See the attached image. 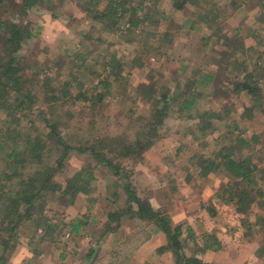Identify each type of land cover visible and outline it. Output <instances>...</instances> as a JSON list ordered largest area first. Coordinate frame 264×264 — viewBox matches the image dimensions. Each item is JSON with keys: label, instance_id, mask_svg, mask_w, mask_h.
<instances>
[{"label": "trees", "instance_id": "1", "mask_svg": "<svg viewBox=\"0 0 264 264\" xmlns=\"http://www.w3.org/2000/svg\"><path fill=\"white\" fill-rule=\"evenodd\" d=\"M79 1L85 15L92 22L91 28L116 35L118 43L132 45L133 51L130 58H122L117 48L110 49L113 40L105 42L101 34L98 38L84 35L85 52L75 56L77 68L68 76L75 83L73 90H70L67 82L60 78H56L58 82H55L38 69L35 57L23 53L33 39L28 25L6 17L10 11L26 17L27 11L33 7L51 13L61 6L63 0H0V113L3 116L0 120V264H8V257L20 237L27 239V245L32 246L35 241L56 243L65 230H68L69 236H77L83 222L75 220L65 224L57 221L56 215L59 213L52 211L48 204L53 202L59 208L72 206L77 196H87L94 191L96 173L105 178L106 200L115 206L104 216L98 233L99 241L108 234H123L139 240L146 235V229L132 233L133 229L149 225L148 232H161L165 235L166 246L158 249V252H170L174 264H208L199 257L207 252L221 251L222 243L214 235H201L198 239L189 225H174L168 214L154 208L150 200L143 198L132 186L130 174L134 173L136 164L144 161L145 154L155 143L164 137L165 121L172 105L177 119L193 123L187 131L195 139H200L197 133L204 138L214 132L212 120H222L227 113L202 110L197 102L204 90H208L209 84L213 89L216 88L215 75L192 68L184 80L166 81L163 74L157 79V72L150 69L148 83L137 90L149 101V111H135L133 108H129L131 111H123L126 127L115 136L103 133L94 119H91L84 130V140H76L69 131L73 115L70 111H56V108L79 103L95 109L110 95L112 85L121 83L123 73L128 75L132 70L142 69L147 63L159 62L160 59L172 61L167 52L175 41L168 30H157L165 18V13L159 7L162 0ZM168 1L176 11L187 9L191 16L189 30H179L181 35L188 36L196 28L197 19L207 25L209 30L217 21L222 22L216 11L218 5L214 1L208 7L201 5L205 0ZM251 2L259 9L257 19L264 22V0ZM239 9L240 5L232 4L231 13ZM217 28L218 33L215 34L213 29L207 37L202 38L203 49L214 38V42L223 40L220 44L228 48V60L232 61L228 63V76L235 78L229 83L232 87L229 92L251 98L255 109L247 107L246 111L256 108L264 111L261 100L264 68L255 63L251 74H244L242 69L248 61L240 62L235 57L245 51L238 30L231 28L228 29V35H222L224 27ZM252 36L257 47L248 51H256L264 44V36L258 32ZM101 44L104 47L99 52L96 48H100ZM90 58L94 59L95 66L101 68L100 71L90 73L94 80L91 93L85 83L79 80V76L83 77L85 73H78V69L85 66L84 63ZM78 59L81 60L80 64ZM40 75H45L44 83ZM51 83L58 86L52 88ZM99 87L101 90L97 91ZM47 88H52L49 94ZM38 93L44 95L42 104L45 110L34 112L35 105L41 103L37 101ZM27 111L32 113L28 115L31 122L28 123L29 128L22 129L21 114ZM39 120L43 128L37 131L34 122ZM128 132H131L130 136ZM73 139L77 142L74 143ZM220 139H215L219 144L216 152L209 158H201L199 173L202 177L214 172L225 174L229 183L223 192L222 201L234 207V214L240 216L239 226L245 235L256 237L264 233V216L254 213L256 218L251 221V213L254 207L264 212V169H260L251 159L235 154L236 149L247 146L243 139H236L235 145L220 142ZM52 152H58V156L48 161L47 156ZM74 153L83 161V166L70 178L63 179L64 162ZM39 230L41 235L36 239ZM188 243L195 248L190 255L186 252ZM124 244L119 245L120 252L125 250ZM113 252L116 253L115 249ZM263 253L264 250L259 249L255 255L260 257Z\"/></svg>", "mask_w": 264, "mask_h": 264}, {"label": "rangeland", "instance_id": "2", "mask_svg": "<svg viewBox=\"0 0 264 264\" xmlns=\"http://www.w3.org/2000/svg\"><path fill=\"white\" fill-rule=\"evenodd\" d=\"M212 1L218 5L216 11L220 14L219 20L222 22L217 21L211 30L214 29L213 32L216 34L218 33L217 27H224L225 31L222 35H228V29L231 28L238 30V37L245 51L238 53L235 57L240 62L248 61L242 69L243 73L251 74L255 63L264 68V44H261L256 51H248V49L257 47L253 33L258 32L264 36V22L256 17L259 10L255 7L256 4L251 0H205L201 5L211 6ZM79 2V0H63L61 6L51 13L33 7L27 11L26 17L14 14L12 11L6 16L17 22L21 21L23 25H28L33 35V39L26 45L23 53L35 57L39 64L38 69L55 82H58L56 78L67 82L70 90H73L75 83L69 80L68 76L77 68L75 56L85 52L84 35L90 34L98 38L101 34L105 42L113 40L114 44L110 49L117 48V53L122 58H130V53L133 51L132 45L118 43L116 35H110L109 32H98L96 28H91L92 22L85 15ZM232 4L240 5V9L231 13ZM159 7L165 13V18L157 30L160 32L168 30L175 39L167 52L172 61L160 59L159 62L156 60L147 63L142 69L132 70L128 75L123 73L121 83L113 84L110 95L105 97L95 109H91L88 104L78 103L72 106L57 107L56 111L71 112L73 117L70 120L69 131L76 140L83 139L86 133L84 130L91 119H94L103 133L115 136L122 133L126 127V116L123 111H131L132 109L129 108L141 112L149 111V101L144 99V96L137 90H140L143 84L148 83L150 69L157 72L155 75L157 79H160V75L163 74L166 81L168 79L170 81L184 80L185 76H189L192 68L203 73L205 71L214 73L216 88L213 89L209 84L208 90H204L197 104L202 110L212 109L218 114L227 113V116L219 121L212 120L215 128L213 133H209L204 138L197 133L200 139H195L193 134L187 131L188 126L193 123L185 119H177L174 113L175 107L172 105L169 110L171 112L165 121L164 137L145 154L143 162L135 165L134 173L130 174V181L143 198L147 197L150 200L154 208L168 214L174 225H189L198 239L201 235H214L223 247L221 251L215 253L212 259L214 264H264V253L260 257L255 255L259 249L264 250V233L261 232L253 238L246 236L239 226L240 216L234 214V207L222 201L223 192L229 183L228 178L221 172L210 173L205 177L199 173L201 158L211 157L218 149L219 144L215 140L218 137L221 138L220 142L233 145L236 139H243L247 146L236 149L235 154L241 158L251 159L260 169H264V111L257 108L253 111H246L247 107L254 108L251 98L229 92L232 89L229 83L235 78L228 76V63L231 59L228 60V53H226L228 48L220 44L223 40L214 42V38L203 49L202 38L207 37L211 32L207 25L197 19L196 28L192 29L188 36L181 35L179 30L182 32L189 30L191 21L189 11L187 12V9L176 11L168 0H162ZM194 10L196 11L195 8ZM197 10L201 12L200 9ZM99 47L96 50L101 52L104 45L101 44ZM78 63L80 64L81 60L78 59ZM84 64L85 66L78 69V73L80 75L81 71L85 73V76L80 75L79 80L85 83L86 89L91 93L94 80L90 73L100 71L101 68L94 65L93 58L88 59ZM187 66L189 68L184 72ZM45 75L39 77L43 83ZM57 86L58 84L51 83L52 88ZM52 88H47V94ZM100 90L101 87L97 89V91ZM261 91L263 96L261 100L264 104V85ZM42 97L44 95L38 93L37 101L41 103L35 105L34 112L45 110ZM28 115L32 113L27 111L21 114L20 127L22 129L29 128L28 123L31 121ZM2 118L0 113V120ZM34 128L37 131L42 130V121L34 122ZM129 133L131 132L127 133L130 136ZM73 142L77 141L73 139ZM5 151L6 149L4 153ZM57 156L58 152H52L47 159L53 161ZM64 165L63 179L70 178L79 171L83 166V161L74 153L65 160ZM93 185L92 193L76 197L75 209L78 207L79 211L72 209L71 206L59 208L55 207L53 202L48 204L52 211L59 213L56 215L57 221L67 224L70 221L79 220L84 223L87 219L88 226L84 231L81 230L77 236L73 237L68 235V230H65L57 238L56 243L35 241L32 246L27 245V239L20 237L21 239L19 238L18 244L14 246L8 257V264H70L75 261L71 258L72 256L77 257L76 260L79 261L81 255L88 250V241L83 238L84 233L98 234L100 228L97 229L98 226L94 224L96 221L102 223L106 213L113 207L106 200L107 184L103 175L96 173ZM254 213L264 216L263 211L254 207L251 221L256 218ZM144 229L148 231L150 226L135 228L132 233L144 231ZM40 235L39 230L36 239ZM112 244L111 242L110 245H102L105 255L108 254L107 250L114 247ZM186 246V252L190 255L195 248L191 243ZM60 254H63L65 258L59 259ZM120 257L124 258L122 255Z\"/></svg>", "mask_w": 264, "mask_h": 264}, {"label": "crops", "instance_id": "3", "mask_svg": "<svg viewBox=\"0 0 264 264\" xmlns=\"http://www.w3.org/2000/svg\"><path fill=\"white\" fill-rule=\"evenodd\" d=\"M75 206V204L71 206L72 209H75ZM75 210L79 211L78 207ZM99 222L100 221H96V224H94L98 226L96 227L97 229H101L104 220H102V223ZM87 224L86 219L81 226V230L84 231L88 226ZM145 234L146 235L142 236L143 238L139 240L135 237L122 236L123 234H116L117 236L108 234L105 235V238L99 241L98 234L85 232L83 238L88 241V250L84 255H81L79 261L76 260L77 257L72 256L71 258L76 262L72 261L70 264H174L170 252H158V249L166 246L165 235L161 232H156L154 234V232H148L147 230ZM111 242L113 243L112 246L115 248L112 247V249L107 250L108 254L105 255V252L102 251L104 248L102 245H110ZM120 244L126 246L123 252L119 251ZM99 249H101L100 252ZM114 249L116 253L113 252ZM119 254L124 258H121ZM214 255V252H207L199 258L204 263L214 264V261H212ZM114 256L115 258H113ZM58 257L59 259L65 258L63 254L58 255ZM106 257H108V259H105Z\"/></svg>", "mask_w": 264, "mask_h": 264}]
</instances>
